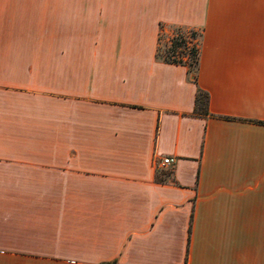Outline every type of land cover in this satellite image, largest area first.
<instances>
[{"label": "crops", "instance_id": "0c3cea01", "mask_svg": "<svg viewBox=\"0 0 264 264\" xmlns=\"http://www.w3.org/2000/svg\"><path fill=\"white\" fill-rule=\"evenodd\" d=\"M111 261L264 264V0H0V264Z\"/></svg>", "mask_w": 264, "mask_h": 264}, {"label": "trees", "instance_id": "16d2710c", "mask_svg": "<svg viewBox=\"0 0 264 264\" xmlns=\"http://www.w3.org/2000/svg\"><path fill=\"white\" fill-rule=\"evenodd\" d=\"M170 28H172L171 36L165 40V26L162 23L160 24L155 56L164 63L185 66L187 72L195 81L198 71L201 33L196 29L183 26H171ZM207 102L208 94L198 88L195 96L194 113L198 116L206 115ZM103 264H115V262L111 261Z\"/></svg>", "mask_w": 264, "mask_h": 264}, {"label": "built area", "instance_id": "2783aa9c", "mask_svg": "<svg viewBox=\"0 0 264 264\" xmlns=\"http://www.w3.org/2000/svg\"><path fill=\"white\" fill-rule=\"evenodd\" d=\"M162 165L165 166V165H171L173 163V159L170 158V157H166L164 159H162Z\"/></svg>", "mask_w": 264, "mask_h": 264}, {"label": "rangeland", "instance_id": "374dc122", "mask_svg": "<svg viewBox=\"0 0 264 264\" xmlns=\"http://www.w3.org/2000/svg\"><path fill=\"white\" fill-rule=\"evenodd\" d=\"M171 31H172V28H170V27L165 28V31H164L165 40L167 39V37L171 36ZM187 60L189 61L188 58H187Z\"/></svg>", "mask_w": 264, "mask_h": 264}]
</instances>
